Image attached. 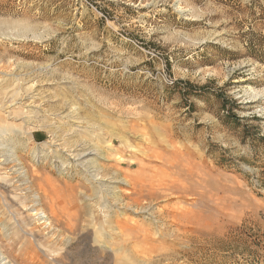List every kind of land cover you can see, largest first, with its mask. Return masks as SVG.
I'll return each instance as SVG.
<instances>
[{"label": "rangeland", "instance_id": "1", "mask_svg": "<svg viewBox=\"0 0 264 264\" xmlns=\"http://www.w3.org/2000/svg\"><path fill=\"white\" fill-rule=\"evenodd\" d=\"M8 136L32 178L0 166L13 264H264V0H0ZM81 147L129 181L111 212Z\"/></svg>", "mask_w": 264, "mask_h": 264}, {"label": "bare ground", "instance_id": "2", "mask_svg": "<svg viewBox=\"0 0 264 264\" xmlns=\"http://www.w3.org/2000/svg\"><path fill=\"white\" fill-rule=\"evenodd\" d=\"M26 123V122H25ZM9 135V134H8ZM11 135V134H10ZM9 135V136H10ZM8 136V137H9ZM15 136V135H14ZM13 137V134H12ZM14 138V137H13ZM11 137H9L8 142H9V146L8 149L6 150H1L0 151V166H3L2 168H4V166H7L9 164H13V168H15L16 172L20 171V175L22 174L24 177V182L26 185H28L27 187H29V185L32 183V178L30 179V174L28 173L27 169L25 168L24 163L22 162V160L17 156L16 153V145L18 144V141H15V139H13ZM19 146V145H18ZM80 147V146H79ZM72 148V147H71ZM76 152H74V154H72V159L74 160V162L76 163V165L82 170L83 177L85 178V180L88 183H92L95 180H99V184L97 189H100V191L102 192L103 196V203H102V207H101V211H105V210H110V208H108L107 204H108V200L107 199H112L113 201L115 200V204L116 203H120L122 204V202L124 201L123 196L121 195V193L125 190H123V188L127 187L129 185V181L126 180L123 177H120L121 175H119L118 171H111V173H109V176H101V173L104 169V167L101 165L100 161L102 160H106L104 157H102L101 153L99 152V150L95 149V148H83L81 147V149L79 150H75ZM31 156V161L32 163H37V158L39 157L38 153L33 152L32 154H30ZM59 159V158H58ZM64 162V160H63ZM65 164L67 163L66 161L64 162ZM63 164V163H62ZM63 166V165H62ZM54 169H56V167L53 165L52 166ZM110 169V168H108ZM107 169V170H108ZM104 172V171H103ZM107 173V174H108ZM139 170L137 172H135V176L136 175H140L139 174ZM59 174V173H58ZM104 174V173H103ZM106 177L107 180H104ZM40 178V177H39ZM47 178V177H46ZM106 181V183H104ZM179 182V181H178ZM130 186V185H129ZM169 186V185H168ZM174 186L172 189H174L176 192H180L182 190V188H175L176 185H172ZM183 186V185H182ZM11 187V186H10ZM94 187V186H93ZM3 190L5 192H11L10 188L7 186H2ZM145 188V187H144ZM1 189V188H0ZM2 190V191H3ZM99 191V192H100ZM98 192V193H99ZM146 193L144 195H142L141 193H136L138 195V199L139 201H143L144 200H150L153 199L155 197V194H151V191L147 190L145 191ZM182 192V191H181ZM184 192V191H183ZM159 193V192H158ZM95 194V193H94ZM98 195V194H95ZM132 196H134L133 194H130L129 197L127 198V206L129 208H131L132 210H139L140 212H142L143 214H146L149 212V209L145 206L140 205L139 203H137L136 201L132 200ZM95 197V196H94ZM125 198V196H124ZM39 198L36 197V199L33 202V206L31 205V207L29 208V212L31 215H38L40 216V219L43 220V223L45 221L48 222V218L42 214V213H38V210L36 209V206L39 205ZM102 201V200H101ZM138 201V202H139ZM148 204V203H147ZM35 205V206H34ZM109 205V204H108ZM117 206V205H116ZM123 207V206H122ZM125 208V207H124ZM128 208V209H129ZM113 209V208H112ZM126 209V208H125ZM84 210V209H83ZM130 210V209H129ZM27 212V210H26ZM25 212V213H26ZM111 212V210H110ZM139 212V213H140ZM87 214V213H86ZM22 215V214H21ZM103 216V215H102ZM108 216V215H107ZM19 217V216H18ZM110 216H108L109 218ZM112 217H110L109 219H107V221H105L106 225L108 226V228L113 227L114 225H112V221L114 222V220H111ZM17 222L19 223H24V219L23 216L21 218L15 219ZM42 223V224H43ZM45 224V223H44ZM47 224V223H46ZM114 224V223H113ZM28 227V224L26 225ZM43 226V225H42ZM46 226V225H45ZM44 226V227H45ZM49 227V226H47ZM106 227V226H105ZM104 228V227H103ZM118 228V227H117ZM113 229V228H112ZM121 229V228H120ZM22 231V230H21ZM29 233L32 232V229H28ZM101 231V230H100ZM123 231V230H122ZM102 232V231H101ZM117 234V233H116ZM34 236V234H32ZM29 235V236H32ZM32 236V237H33ZM38 237V236H37ZM36 238V237H34ZM5 239V238H4ZM2 249V250H1ZM2 251L5 253V257L3 256L4 254L2 253ZM3 254V255H2ZM0 264H13V259L11 258L10 254L7 252L6 247L4 244H0Z\"/></svg>", "mask_w": 264, "mask_h": 264}, {"label": "trees", "instance_id": "3", "mask_svg": "<svg viewBox=\"0 0 264 264\" xmlns=\"http://www.w3.org/2000/svg\"><path fill=\"white\" fill-rule=\"evenodd\" d=\"M223 105H224V102H223ZM231 117L233 118L234 121H236L235 119V116L234 115H231Z\"/></svg>", "mask_w": 264, "mask_h": 264}, {"label": "crops", "instance_id": "4", "mask_svg": "<svg viewBox=\"0 0 264 264\" xmlns=\"http://www.w3.org/2000/svg\"><path fill=\"white\" fill-rule=\"evenodd\" d=\"M35 136V135H34Z\"/></svg>", "mask_w": 264, "mask_h": 264}]
</instances>
